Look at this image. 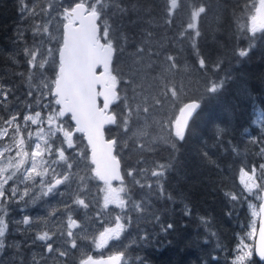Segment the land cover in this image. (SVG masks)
<instances>
[{
    "label": "snow or ice",
    "instance_id": "obj_1",
    "mask_svg": "<svg viewBox=\"0 0 264 264\" xmlns=\"http://www.w3.org/2000/svg\"><path fill=\"white\" fill-rule=\"evenodd\" d=\"M17 3L20 22L14 31L13 42H25L22 52L28 65L27 97L33 102L22 103L21 106L27 112L23 114L22 121H18L21 113L19 111L12 113V105L8 100L9 95L13 94V89L0 83V109L11 113L7 119L0 115V141L4 137H9L10 141L0 148V253L6 250L12 253L6 258L0 256V264H24L21 254L22 242L7 239L10 235V226L16 231H31L34 226L46 225L49 217H54L60 212L66 213L68 239L57 245L56 233L41 230L36 233L33 244L36 241L42 242L47 253L55 252L60 258L69 255L67 245L70 244L72 249L78 247L77 233L74 229L84 230V224L78 222L74 214L78 208H89L82 195L87 191V186L85 177L79 176L81 162L85 163L86 169L90 167L94 178L103 181L107 186L104 208L107 209L110 204H114L121 210L114 217V223L104 222L103 231H100L93 240L97 248L105 247L109 241H118L122 244V239L133 224V217L126 212L130 207L139 213V218L145 223L159 226V233L146 231L144 236L139 237L141 242L151 243L159 234H168L174 229V224L162 222V213L154 207L153 199L176 202L174 197L166 194L163 181L168 172L176 169L180 163L179 145L186 140L191 130V122L203 100L218 94L228 80L227 75L218 79L214 75L222 68L223 59L209 63L196 43L197 37L201 35L197 21L201 14L206 13V7L201 4L191 11L190 22L178 37L165 35L157 40L152 31L143 32L142 43L129 54L133 59L125 75L113 65L124 55L130 43L126 29L141 22L144 16L151 17V6L144 7L139 2L127 5L123 0H73L66 7H62L63 0H60V3L57 0H48V6L44 8H39L37 0H34L31 7L28 0H17ZM61 7L62 11H57ZM178 7L179 0H165V24L171 26L174 11ZM254 7L255 14L250 17L251 27L247 29L253 34L247 37L249 40L256 39L255 34L264 30V0H259V6ZM52 12H57V16L63 21L62 34L59 26L55 34L50 28L57 19V16H52ZM40 15L50 18L46 22H41L36 19ZM132 16L135 19H132ZM27 21H32L31 25H28ZM146 22L153 23L151 18ZM245 27L242 24L238 25L241 32L238 39L245 38ZM189 29L193 30L194 34L189 33ZM28 31H31L33 37L31 46H27L25 39ZM260 38L264 39V36ZM177 40L191 41L199 70L204 74V84L199 97L183 103L179 107V114L172 119V113L164 115L165 104L171 103L172 107H175L184 95L185 86L180 84L178 87L174 79L170 78L178 68L176 57L166 55L163 62L158 58L169 41ZM156 47L161 51H155ZM251 48V44L248 48L238 47L234 49L233 55L237 58L246 57ZM10 58L13 63H18L15 55ZM98 67H102L103 71L98 72ZM157 68L160 70L156 75L150 76V72ZM49 69L54 72V79L46 75ZM17 75L24 76L25 73L20 72ZM121 83L130 86L131 97L127 94V88L122 90L119 87ZM154 88L155 92L152 91ZM99 98H102V106L98 103ZM17 100L19 101V98ZM117 106H122L121 111L114 110ZM33 107L40 110L32 112ZM153 110L159 112L160 118L156 119L153 116L151 124L159 125L162 130H166V135L155 138L152 143L162 140L170 147L172 154L167 163L157 164L151 170V182L147 184L136 178L138 171L142 173L146 170L129 168L127 176L132 178V185L148 189L144 198L133 202L132 188L124 186V177L120 172L121 163L114 154V149L121 145L128 148L130 141L147 136V128L150 126L147 117L153 114ZM68 117L74 122V127L69 123ZM140 121H144L143 125H140ZM32 125L37 126L35 132L31 130ZM105 125H116L121 129V136L126 139L123 142L121 136L105 139ZM134 125L138 126L133 127ZM223 132L224 129L218 130L219 135ZM75 133H82L87 139L91 148V166L86 162L84 150L76 151L78 138ZM261 136L264 137V126ZM250 143L261 145L256 155L264 159V139L254 137ZM138 146L145 147L143 143ZM13 148L16 149L15 156L7 155ZM232 151L239 156L237 148H233ZM203 155L207 157L208 153L205 152ZM6 156L7 163H4ZM246 167L245 160L240 168L241 183L249 195H255L259 199L258 191H264V163L258 166L253 164L250 171H245ZM113 180H119L122 186L119 189L113 188L111 183ZM253 189L257 192H253ZM223 194L233 202L240 197V194L231 191H224ZM56 197L60 198L62 208H53L47 217L33 220L24 215L22 220L11 219L13 211L20 204L27 208L29 203L33 205L38 202L46 203L47 199ZM260 211L264 212V204L260 206ZM183 213L186 216L191 215V208L187 204L184 205ZM253 214L256 215L255 212ZM199 219L202 225L210 224V219L206 216ZM21 224L26 226L24 230L20 229ZM63 236L64 233L61 232V237ZM260 236L261 241L255 246L245 245L241 238L236 246L237 254L232 264H258L254 258L256 256L259 257V264H264V221L260 225ZM82 238L90 239L87 235ZM122 247L124 250L110 256L106 262H98L93 260L92 256H87L81 259L79 264H131L126 259L127 246ZM31 264H41L35 254L32 256ZM135 264H145V260L137 256Z\"/></svg>",
    "mask_w": 264,
    "mask_h": 264
},
{
    "label": "trees",
    "instance_id": "obj_2",
    "mask_svg": "<svg viewBox=\"0 0 264 264\" xmlns=\"http://www.w3.org/2000/svg\"><path fill=\"white\" fill-rule=\"evenodd\" d=\"M33 2L34 0H28L29 7ZM37 2L39 8L48 6V0H37ZM57 2L60 3V0ZM72 2L73 0H63L62 7L69 6ZM123 2L127 5L139 2L144 7L151 6L152 13L151 17L144 16L141 22L127 27L130 43L124 55L113 65L114 68L127 75L133 59L129 54L142 43L143 32L152 31L157 40L165 35L178 37L190 22L191 11L203 4L207 10L197 21L201 35L197 37L196 43L209 63L223 59L222 68L214 75L217 79L227 75L228 80L218 94L203 100L191 122V130L186 140L179 145L180 163L176 169L168 172L163 181L166 194L174 197L176 202L153 199L154 207L162 213V222L173 223L174 229L168 234H159L151 243H143L139 237L144 236L146 231L159 233V226L145 223L139 218V213L130 207L126 212L133 217V224L122 239V244L117 241V248L108 253L124 250L123 245L127 246L126 259L131 264H135L137 256L143 258L145 264H232L237 254L236 246L241 238L249 245H253L249 229L254 226L255 219L248 205L250 201L255 202L256 206L259 202L255 195H249L244 190L240 168L245 160L247 161L245 171H250L253 164L258 166L264 163V159L256 155L261 145L250 143L254 137L264 139L261 136L264 126V39L260 38L264 36V30L255 34L256 39H247L253 35L247 29L251 27L250 17L255 14L254 5L258 7L259 2L258 0H179V7L174 11L171 26L164 23L165 0H123ZM62 7L57 11H62ZM55 13L57 15V12ZM52 16H55L54 12ZM49 18L42 15L36 17L41 22H46ZM131 18L135 19L134 16ZM150 18L152 24L146 22ZM56 21L57 24L55 26L51 24L50 28L55 34L59 26L62 33V19L57 16ZM19 22L17 0H0V83L13 89V94L8 98L13 113L24 109L21 106L23 102H33L27 97L28 65L22 52L25 42H13L14 31ZM26 23L31 25L32 21ZM240 24L246 26L243 39H238L241 35L238 30ZM188 32L194 34L191 29ZM25 39L27 46L33 44L31 31L26 33ZM250 44L252 48L246 57L237 58L233 55L234 49L248 48ZM154 50L161 51L158 47ZM13 55L18 63L12 62L10 57ZM166 55L175 56L178 65L170 78L174 79L178 87L180 84L185 86L184 95L175 107H172L171 103L165 104L164 115L172 113L174 119L179 107L186 100H190V97H199L203 90L204 74L199 70L190 40L169 41L158 58L159 61L163 62ZM145 59L147 60V57ZM186 66L187 70H185ZM159 70L157 68L151 71L150 76H155ZM20 72L25 75H17ZM46 75L54 78L51 69ZM119 87L122 90L127 88L128 96H132L130 86L121 83ZM152 91L155 92L156 89ZM121 107L117 106L114 110L119 112ZM153 116L156 119L160 118L156 110L147 117L150 125L147 128V136L130 141L128 148H123L121 145L115 149L121 163L124 186L132 188L133 202L144 198L148 189H140L139 186L132 185V178L127 176L129 168L146 170L142 173L138 171L136 178L147 184L151 182V170L157 164L167 163L172 154L170 147L162 140L152 143L155 138L166 135V130H162L159 125L151 124ZM139 123L143 125L144 121ZM219 129H224L222 135L218 134ZM106 131H108L107 138L121 136V129L116 125ZM124 139L126 137L121 136V142ZM141 143L145 145L144 148L138 146ZM233 148L239 150V156L232 151ZM205 152L208 153L207 157L203 155ZM224 191L235 192L240 194V197L235 202L230 201L224 196ZM185 204L191 208L190 216L183 213ZM120 212L115 210L114 217ZM201 216L210 219L208 226L200 223ZM101 219L103 222L108 221L107 216H101ZM110 221L114 223V218ZM63 237L65 238L66 235L64 234ZM79 242L80 239H77L78 247L75 249L69 247L70 244L67 245L69 255L59 258V261L52 264H79L83 254L79 249L81 245ZM31 247L30 245L28 248ZM56 256L58 257V254ZM254 258L259 264V260ZM23 259L24 264H31L32 258ZM41 264H46L45 260Z\"/></svg>",
    "mask_w": 264,
    "mask_h": 264
},
{
    "label": "rangeland",
    "instance_id": "obj_3",
    "mask_svg": "<svg viewBox=\"0 0 264 264\" xmlns=\"http://www.w3.org/2000/svg\"><path fill=\"white\" fill-rule=\"evenodd\" d=\"M258 2H259V0H258ZM258 6H259V3H258ZM54 14H55V16H57L56 15V13L54 12ZM61 19V18H60ZM57 24V21L56 20H54L53 21V23H52V26H55ZM190 100H192V99H197V98H189ZM190 100H186L184 103H186V102H189ZM16 102H17V100H16ZM182 106V105H181ZM178 114H179V111H178ZM33 128V126H31V130L33 131V132H35L36 131V128H34V129H32ZM113 139V138H112ZM76 151H79V149L77 148L76 149ZM114 154H116L115 153V149H114ZM118 157V156H117ZM4 163H6V162H4ZM82 169V170H81ZM85 169V163L84 162H81L80 163V165H79V169H78V171H79V176H83L84 175V173H83V170ZM77 179H79V177H77ZM90 182V178L89 177H86L85 178V184H86V186H87V184ZM122 185H121V183L119 184H117V187L116 188H120ZM74 188H75V186H74ZM61 190L63 191L64 189L63 188H61ZM87 190H89V191H85L82 195H83V198H85V201H86V197H88V196H90L91 194H93L94 196H93V200L92 201H89V202H87L88 204H89V207L90 206H92V210L93 211H95V215H97L98 217H101V216H107V218H108V221H110V220H113V218H114V212H110V211H108V210H106L105 208H104V196H105V194H104V192L101 190V187H100V185L99 184H90L89 185V187H87ZM254 190H256V189H253V192H254ZM258 195H259V197L261 196V191H259L258 192ZM260 199L261 198H259V202H260ZM60 201V198L59 197H56L55 199H47V202L45 203V202H42L41 204L43 205V206H45V207H51V208H53V207H57L58 208V202ZM70 203V202H69ZM249 205H250V208H251V210H250V212H251V214H252V216L254 215L253 213L255 212L256 213V215H254V216H258V206H256V203L255 202H252V201H250V203H249ZM60 208H62V205H61V207ZM89 208L88 209H83V208H78V210H77V212L74 214V218L75 219H79L85 212H86V214H87V216L89 217ZM99 214V215H98ZM28 215V214H27ZM29 217H30V215H28ZM43 217H47V216H43ZM42 217V218H43ZM97 217V218H98ZM90 218V217H89ZM92 219V218H91ZM67 219H66V213H64V212H60L59 214H57L56 216H54V217H51V218H48V220H47V223H50V224H53L54 222H55V225H62V227L64 228L65 227V225H64V221H66ZM96 221H98V220H96ZM100 223H102L104 226H105V224L103 223V221L102 220H100L99 221ZM104 228V227H103ZM77 230V229H76ZM86 230V232H87V229H85ZM250 230V229H249ZM103 231V230H102ZM100 232V231H99ZM99 232L97 233V235H96V237L99 235ZM251 232V231H250ZM250 232H248V233H250ZM85 233V231H83L82 233H81V235H83ZM244 240V239H243ZM87 241L89 242V243H91V245L93 246L92 248H96V246H95V243L93 242V239H87ZM116 242L117 241H110V243L107 245V247L108 248H117V245H116ZM244 244L245 245H249L248 244V242L247 241H245L244 240ZM21 250L24 252V256H23V258H26V257H28V258H32V256L35 254V252H31V249L30 248H28V250L27 249H25V248H21ZM22 251H21V254H22ZM29 251H30V254H28L29 253ZM1 254H3V253H0V256H1ZM12 255V253L10 252V251H5L4 252V257L6 258V257H9V256H11ZM104 256H106V255H104Z\"/></svg>",
    "mask_w": 264,
    "mask_h": 264
},
{
    "label": "flooded vegetation",
    "instance_id": "obj_4",
    "mask_svg": "<svg viewBox=\"0 0 264 264\" xmlns=\"http://www.w3.org/2000/svg\"><path fill=\"white\" fill-rule=\"evenodd\" d=\"M10 98V97H8ZM3 109H0V115H3L5 119L8 118V116L11 114L9 112H2ZM13 113V112H12ZM22 117L23 115L21 114L18 117V121H22ZM34 127H36L37 130V126L33 125ZM11 129L9 130V133L11 135ZM9 141V137H4L2 141H0V148H3L6 144H8ZM16 154V149L13 148L11 153H8L7 155L10 156H15ZM4 162L7 163V156L5 157ZM11 184V182H9ZM42 202H38L37 206L31 207L30 213L28 214V212L26 211L24 215H30V218H32L33 220L37 219V218H42V214L41 211L44 213L45 216H48V212L52 211L53 208H57V207H45L41 204ZM23 204H20L18 206V208H16V210L13 211L11 219L13 220H22V218H19L20 214L24 211H20L19 209H25L22 207ZM29 206V205H28ZM51 218V217H49ZM26 228V226H24L23 224L20 225V229L24 230ZM41 230H51V232L56 233V236H60L61 235V229L60 227L55 225V222L53 224L47 223L45 224H41L39 226H34L33 229L31 231H16L14 229H12V227L10 226V235L7 237L8 240H15V241H19L22 242L23 247L28 250V247L31 245L32 247L30 248L32 250V252H35V256L37 258V260H39L40 262H42L43 260H45L46 264H52L55 260H54V256H52V254L47 253L46 251V247L42 244V242L40 241H36L35 244H33V240L35 239V235L37 232L41 231ZM29 237H31L29 239ZM22 251V250H21ZM24 252L22 251V256H24ZM2 257H4V253L1 254ZM43 258V259H42Z\"/></svg>",
    "mask_w": 264,
    "mask_h": 264
},
{
    "label": "water",
    "instance_id": "obj_5",
    "mask_svg": "<svg viewBox=\"0 0 264 264\" xmlns=\"http://www.w3.org/2000/svg\"><path fill=\"white\" fill-rule=\"evenodd\" d=\"M62 27H63V25H62ZM61 34H62V33H61ZM97 71H98V72H99V71H103L102 67H98V68H97ZM99 99L102 100V98H99ZM98 103H99V100H98ZM186 103H187V102H186ZM105 127H106V125H105ZM105 139H107L106 136H105ZM86 140H87V139H86ZM87 144H88V142H87ZM88 146H89V145H88ZM89 150H90V157H91V148H90V146H89ZM120 172H121V171H120ZM113 181H115V180H113ZM113 181H112V182H113ZM262 197H263V200H262L260 206H261L262 204H264V191L262 192ZM262 221H264V212H261V211H260L259 222H258V228H257V233H256V238H255L254 246H255L256 244L260 243V241H261V236H260V225H261V222H262ZM109 257H110V256H108V257H102V258H93V257H92V258H93V260L98 261V262H106V261H108ZM256 258L259 260V257H258V256H256Z\"/></svg>",
    "mask_w": 264,
    "mask_h": 264
}]
</instances>
